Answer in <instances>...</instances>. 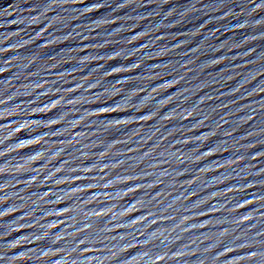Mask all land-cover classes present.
Returning a JSON list of instances; mask_svg holds the SVG:
<instances>
[{
	"label": "water",
	"instance_id": "obj_1",
	"mask_svg": "<svg viewBox=\"0 0 264 264\" xmlns=\"http://www.w3.org/2000/svg\"><path fill=\"white\" fill-rule=\"evenodd\" d=\"M264 0H0V264H264Z\"/></svg>",
	"mask_w": 264,
	"mask_h": 264
},
{
	"label": "snow or ice",
	"instance_id": "obj_2",
	"mask_svg": "<svg viewBox=\"0 0 264 264\" xmlns=\"http://www.w3.org/2000/svg\"><path fill=\"white\" fill-rule=\"evenodd\" d=\"M262 6H264V5H262Z\"/></svg>",
	"mask_w": 264,
	"mask_h": 264
}]
</instances>
